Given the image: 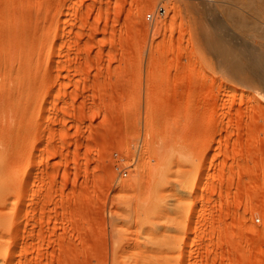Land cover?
<instances>
[{"label":"rangeland","instance_id":"rangeland-1","mask_svg":"<svg viewBox=\"0 0 264 264\" xmlns=\"http://www.w3.org/2000/svg\"><path fill=\"white\" fill-rule=\"evenodd\" d=\"M263 57L264 0H0V264H264Z\"/></svg>","mask_w":264,"mask_h":264},{"label":"bare ground","instance_id":"bare-ground-1","mask_svg":"<svg viewBox=\"0 0 264 264\" xmlns=\"http://www.w3.org/2000/svg\"><path fill=\"white\" fill-rule=\"evenodd\" d=\"M258 54H259V52H258ZM262 55V54H261ZM254 56H255V54H254ZM259 56V55H258ZM257 56V57H258ZM263 56V55H262ZM263 59H264V57H263ZM261 66V65H260ZM136 199H138L137 197H136ZM140 200H138V204H135V205H138L139 206V208L140 209H142V210H144V211H147L148 210V208L150 207V205L152 204V202H153V200L151 199V198H145V197H142V198H139ZM133 200V199H132ZM150 259V261H152V262H154V263H156L157 261H155L157 258L156 257H154L153 259L152 258H149ZM149 259H147V264H148V261H149Z\"/></svg>","mask_w":264,"mask_h":264},{"label":"built area","instance_id":"built-area-1","mask_svg":"<svg viewBox=\"0 0 264 264\" xmlns=\"http://www.w3.org/2000/svg\"><path fill=\"white\" fill-rule=\"evenodd\" d=\"M163 11H164V8L161 5H158L156 7V9H155V13H157V14H160ZM152 16H153V13L152 12H147L146 13V18L149 19V18H152Z\"/></svg>","mask_w":264,"mask_h":264}]
</instances>
